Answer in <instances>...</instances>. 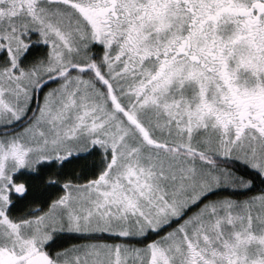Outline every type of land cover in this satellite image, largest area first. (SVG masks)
Listing matches in <instances>:
<instances>
[{"label":"snow or ice","instance_id":"obj_1","mask_svg":"<svg viewBox=\"0 0 264 264\" xmlns=\"http://www.w3.org/2000/svg\"><path fill=\"white\" fill-rule=\"evenodd\" d=\"M0 264H264V0H0Z\"/></svg>","mask_w":264,"mask_h":264}]
</instances>
